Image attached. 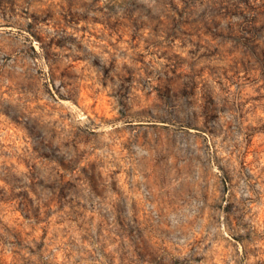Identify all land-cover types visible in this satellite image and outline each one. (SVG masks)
Here are the masks:
<instances>
[{
  "label": "rangeland",
  "instance_id": "374dc122",
  "mask_svg": "<svg viewBox=\"0 0 264 264\" xmlns=\"http://www.w3.org/2000/svg\"><path fill=\"white\" fill-rule=\"evenodd\" d=\"M0 264H264V0H0Z\"/></svg>",
  "mask_w": 264,
  "mask_h": 264
}]
</instances>
